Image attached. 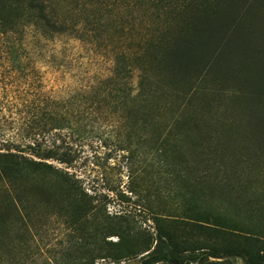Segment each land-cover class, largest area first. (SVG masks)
I'll return each instance as SVG.
<instances>
[{
	"label": "trees",
	"instance_id": "obj_1",
	"mask_svg": "<svg viewBox=\"0 0 264 264\" xmlns=\"http://www.w3.org/2000/svg\"><path fill=\"white\" fill-rule=\"evenodd\" d=\"M102 1L76 0L68 3L64 12L57 0H0V35L17 34L31 26L46 37L71 31L82 39L90 31L107 29L109 16ZM123 3L127 28L125 24L120 28L140 32L139 38L129 44V52L114 50L116 64L111 76L90 93L71 97L62 107L70 109L76 101L78 123L92 120L93 113H99L101 119L120 115L126 136L118 140L117 148L130 158L155 163L158 181L153 193L158 192L156 186L172 190L185 209L176 216L154 210L146 202L155 234L137 237L129 231L125 216L110 217L105 206L88 196L67 172L45 162L52 159L68 164L62 154L52 150L38 153L41 160L35 161L7 150L0 152V227L12 230L22 224L27 233L29 188L33 176L40 175L53 179V206L70 214V222L76 224L82 243L78 264H119L139 256L141 264H232L233 258L244 264H264V236L239 225L222 205V200L227 201L235 217L263 216L264 205L257 207L251 201L248 194L252 187L241 175L246 170L252 172L253 164L249 157L235 161L233 152L225 151L226 133L204 132L207 121L197 117L219 108L217 102L203 103L198 94L232 86L243 99L255 103L247 118L264 136V0ZM64 13L76 19L67 20ZM125 60L138 64L135 95L127 81L131 70L120 64ZM218 76H232L231 85L222 84ZM216 116L215 124L222 125ZM48 119L54 121L40 118V130ZM57 122L59 126L53 129L70 125L66 116ZM134 127L153 135L131 148ZM261 171L264 173L263 167ZM144 175L146 179L152 173L145 171ZM224 193L235 197L224 198ZM110 237L117 239L107 241ZM11 238L0 232L1 251L14 252L7 241ZM17 238L11 242L15 248L22 243Z\"/></svg>",
	"mask_w": 264,
	"mask_h": 264
},
{
	"label": "rangeland",
	"instance_id": "obj_2",
	"mask_svg": "<svg viewBox=\"0 0 264 264\" xmlns=\"http://www.w3.org/2000/svg\"><path fill=\"white\" fill-rule=\"evenodd\" d=\"M57 1H60V9L64 12L68 3L76 2ZM123 2L125 0H103L109 16L107 29L90 31L82 39L71 31L46 37L31 26H25L17 34L0 35V152L11 150L39 161L38 153L57 151L69 161L68 164L52 159L45 162L67 172L88 196L105 206L110 217L125 216L133 235L146 238L155 234L146 202H150L154 210L181 216L185 208L180 198L172 190H159L158 186V192L154 194V184L158 181L155 163L130 158L126 151L117 148L118 140L126 136L122 128L124 120L120 115L108 114L106 119H101L99 113H93L92 120L78 123L76 101L70 109L62 107L71 97L90 93L100 81L111 76L116 64L114 50L129 52V44H135L139 38L140 32L125 30L127 17ZM63 17L76 19L68 13H64ZM123 24L122 31L120 27ZM120 64L131 70L127 81L135 95L138 64L135 60H125ZM217 78L222 84L231 85L232 76L231 79ZM231 88L198 94L197 98L203 97V103L217 102L215 106L219 108L217 111L207 110L197 117L202 122L207 121L204 132L226 133L225 144L228 146L225 151L233 152L235 161L249 157L253 171L246 170L241 175L252 187L248 197L259 207L264 205V173L261 171L262 167L264 169V136L261 128L247 118L250 107L253 108L255 103L249 98L243 99ZM61 116L68 117L70 125L53 129L59 126L57 120ZM214 116H219L223 124L217 126ZM40 118H54V121L48 119L42 131L38 128ZM131 135V148H136L138 142L149 140L153 134L134 127ZM144 146L147 148V144ZM145 171L152 176L145 179ZM52 180L40 175L32 178L28 194L31 221L27 233L22 224L12 230L0 227V232L7 234L9 239L12 237L7 241L15 249L10 253L0 250V264H78V248L82 244L80 234L76 224L70 222L71 215L60 213L53 206ZM225 193L224 198L229 196ZM229 197L232 200L235 196ZM222 205L225 213L235 218L239 225L261 232L260 235L264 236V209L260 218L254 215L235 217L233 210L227 208V201L222 200ZM24 233L28 235L21 238ZM16 235L22 242L18 248L11 243ZM116 239L110 237L106 240ZM140 257L124 259L119 264H141ZM232 264L244 263L239 258H233Z\"/></svg>",
	"mask_w": 264,
	"mask_h": 264
}]
</instances>
